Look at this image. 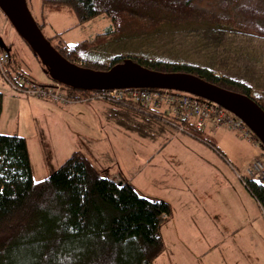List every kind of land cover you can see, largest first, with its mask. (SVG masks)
<instances>
[{"label": "trees", "instance_id": "1", "mask_svg": "<svg viewBox=\"0 0 264 264\" xmlns=\"http://www.w3.org/2000/svg\"><path fill=\"white\" fill-rule=\"evenodd\" d=\"M40 11L69 13L80 26L106 19L109 24L104 35L113 37L187 22L264 37V0H40ZM56 43L51 44L62 56L82 67L107 70L123 60L90 58L88 39L67 44L59 38ZM8 52L11 62L10 48ZM133 60L156 71L194 74L251 96L264 110V94L251 95L240 82L196 66ZM19 76L24 77L21 71L16 80ZM2 99L0 92V117ZM111 105L152 121L162 120L156 112ZM195 136L202 141L200 132ZM245 188L264 209V183L246 179ZM171 216L166 200L141 195L130 183L111 179L81 151H74L47 177L36 181L25 138L0 134V264H153L166 250L162 228Z\"/></svg>", "mask_w": 264, "mask_h": 264}, {"label": "rangeland", "instance_id": "2", "mask_svg": "<svg viewBox=\"0 0 264 264\" xmlns=\"http://www.w3.org/2000/svg\"><path fill=\"white\" fill-rule=\"evenodd\" d=\"M27 1L32 16L42 25L44 36L53 45L57 44L59 38L67 44L88 39L89 57L92 59L109 62L114 57H120L148 63L196 66L220 78L245 84L251 95L264 94V37L196 22L166 23L152 32L129 37H113L104 35L109 24L106 19H98L80 26L76 25L77 19L69 13L41 14L40 0ZM57 33H61L59 38L56 36ZM0 40L10 48L12 61L5 66V74L11 82L22 84L16 80V73L21 71L27 81L36 85L54 83V80L44 72L39 59L33 55L27 43L18 35L1 10ZM0 87L4 89L0 90L4 93L0 134L24 137L34 163L39 162L42 165L43 159L45 162L65 159L69 155L66 147L63 146L66 134L74 135L87 129L90 131L89 117L76 113V120L71 121L67 115L62 116L48 110L38 99H31L37 97L14 90L1 73ZM65 87V90L73 89ZM74 90L77 93L80 91ZM10 93L30 101L28 104L21 103L20 106L10 104L12 99ZM12 101L14 102V99ZM79 104L86 105V103ZM112 118L125 124L135 122L128 116L118 114H113ZM158 123L166 128L169 127L161 120ZM178 132L180 139L188 144V137L183 132ZM166 134L168 136H160L155 141L143 139L150 144L146 147H157L160 142L168 141L169 133ZM189 136L198 139L197 136ZM210 136L205 132L202 143L200 142L195 148L190 147L207 162L205 179L199 180V185L205 188L201 195L203 204H209L215 194L214 191H220V200L213 205L216 211H209L207 214L201 210L196 217L191 216V213L187 215L189 211L183 210L177 215L174 211L172 220L168 224L169 233L166 226L162 228L166 250L155 259L153 264H264L263 209L238 177V174L245 176L246 164L234 162L233 157L226 154ZM101 143L103 144L102 139L98 145ZM212 145L214 146L211 147ZM247 146L250 149L248 144ZM77 149L91 153V150L84 147L78 146ZM249 149L241 151L244 158L251 157ZM92 150L94 151L93 148ZM108 155L113 157L111 153ZM225 157L234 165L228 162L233 171L227 168L228 165L226 166L222 160ZM258 158L264 162V156L259 155ZM104 160L99 159L96 153L93 154L95 166L99 167L103 174L105 172L99 161L104 162ZM144 166L145 162L136 169L138 172L142 171L141 174L156 168L168 169L169 172L173 169L169 162H163L157 157L151 160L145 169ZM34 172V179H41L36 174L35 166ZM140 187L135 189L141 195L151 198H154L156 192L147 190H167L157 181L155 183L148 181L146 184L143 182Z\"/></svg>", "mask_w": 264, "mask_h": 264}, {"label": "crops", "instance_id": "3", "mask_svg": "<svg viewBox=\"0 0 264 264\" xmlns=\"http://www.w3.org/2000/svg\"><path fill=\"white\" fill-rule=\"evenodd\" d=\"M1 89H3V87H0V90ZM1 93L4 98V93L2 91ZM10 97L14 99V102L11 99L10 104H16L18 106H20L21 103L28 104L30 101L22 97L11 95V93ZM31 99H38L41 105H44L48 110H52L62 116L67 115L71 121L76 120V113L89 117L90 125H88V127L90 131L87 129L86 131L81 130V133L74 135L66 134V137L60 136L66 138L63 146H65L69 152L67 157L74 151H81L86 154L95 165L93 154L96 153L99 159H105L104 162L99 161L101 162L100 164H102L101 168L105 172V175L114 180L122 179L133 185V187H137V189L141 188L140 186L143 182L146 184L148 181L154 183L157 181L158 184H161L167 190L147 191L156 192V195L153 196L154 198L166 200L171 205L172 216L174 211L176 215L183 210L189 211L187 215L191 213L190 215H194L195 217L201 210L207 214H209V211H216L213 205L216 201L220 200V191H214L215 194L209 204H203V200L201 199V195L205 188L199 185V180L205 179L204 171L207 168V162L195 151V149L190 147L193 146L195 148V146L200 145L199 143H202L200 139H196L184 133L188 137V144H186L180 139L179 132L175 128L170 126L166 128L165 126H161L157 120L152 121L147 117L135 114L134 112H127L126 109L122 107H117L106 102L99 101L86 105L79 103L61 105L47 99ZM113 114L128 115V117L132 118L135 122L133 124L120 123L112 118ZM205 132L209 133L211 139L215 140L222 150L229 156H232L234 162L238 164L239 162H241V164L243 162V164H246V167H248L253 160L259 159V155L262 157L264 156V150L261 146L241 137L238 132L227 127L213 128V126L208 124L200 131L201 136H203ZM166 133H169V143L168 141L160 142L157 147H146L150 144L143 139L155 141L158 140L160 136H168ZM101 139L103 144L101 143L98 145ZM245 143L249 145L250 149ZM78 146L91 150V153H86L81 149H77ZM213 146L214 145L211 147ZM243 149H249L251 157L244 158L241 153ZM110 153L113 157L108 155ZM29 157L33 179L35 173L34 166L36 168V174L41 178L36 181L47 177L52 170L57 168L67 158L60 159V161L55 160L54 162H45L43 159L41 165L39 162H33L30 152ZM155 157L161 159L163 162H169L173 166L171 172H169L168 169L164 170L162 168L153 169L146 174H141L142 171L138 172L136 168L145 162L143 168L145 169ZM222 160L226 166L228 165L227 168L229 167L233 171L232 166L228 164L229 161L227 158H222ZM226 194H228V191H226ZM172 216L165 225L168 233V224L172 220ZM176 226H178V223Z\"/></svg>", "mask_w": 264, "mask_h": 264}, {"label": "water", "instance_id": "4", "mask_svg": "<svg viewBox=\"0 0 264 264\" xmlns=\"http://www.w3.org/2000/svg\"><path fill=\"white\" fill-rule=\"evenodd\" d=\"M0 10L54 82L79 90L162 88L185 92L216 103L239 117L264 145V110L251 96L191 73L156 71L131 58H124L107 70L79 66L62 56L44 36L27 0H0ZM0 47L9 50L1 40Z\"/></svg>", "mask_w": 264, "mask_h": 264}, {"label": "built area", "instance_id": "5", "mask_svg": "<svg viewBox=\"0 0 264 264\" xmlns=\"http://www.w3.org/2000/svg\"><path fill=\"white\" fill-rule=\"evenodd\" d=\"M9 62V52L0 48V73L14 90L26 95L46 98L57 104H91L100 101L109 104L132 105L141 111L158 113L162 116V122L185 134L195 136V133L210 124L213 128L227 127L238 132L241 137L261 146L257 137L239 117L216 103L198 99L188 93L162 88L80 90L77 93L74 89L65 90L64 86L58 82L51 85H36L27 81L23 76L18 77L22 83L18 85L11 82L5 74V66ZM238 177L244 186L246 179L264 183V162L260 159L253 160L247 167L245 176L238 175Z\"/></svg>", "mask_w": 264, "mask_h": 264}]
</instances>
